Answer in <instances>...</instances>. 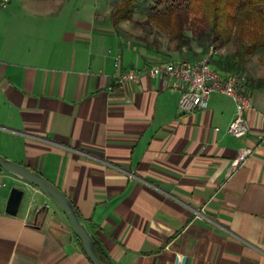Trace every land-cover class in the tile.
<instances>
[{"label": "crops", "instance_id": "crops-1", "mask_svg": "<svg viewBox=\"0 0 264 264\" xmlns=\"http://www.w3.org/2000/svg\"><path fill=\"white\" fill-rule=\"evenodd\" d=\"M1 3L0 153L64 191L109 264H264V87L252 82L264 79L253 69L264 43L242 67L252 106L237 138L229 95L182 112L163 76L118 82L171 59L124 32L128 19L116 25L115 5ZM13 187L26 191L16 215ZM0 264H92L65 212L5 170Z\"/></svg>", "mask_w": 264, "mask_h": 264}, {"label": "trees", "instance_id": "trees-1", "mask_svg": "<svg viewBox=\"0 0 264 264\" xmlns=\"http://www.w3.org/2000/svg\"><path fill=\"white\" fill-rule=\"evenodd\" d=\"M127 1L129 0L113 8L112 17L116 25L133 16L132 9L126 7ZM186 3V8L172 7L149 16L146 21H153L159 28L168 31L177 40V48L181 49L184 46L190 47L192 38L185 35L184 23L188 19L193 20L197 26L192 37L202 47L203 52L192 60L209 53L211 47L217 49L229 43L235 36L239 42L236 53L227 59H216L214 55L212 63L224 73H238L240 71L237 68H242L248 57L264 43V0H186ZM252 82L264 87V79H255ZM96 251L100 259L109 264L97 245Z\"/></svg>", "mask_w": 264, "mask_h": 264}, {"label": "built area", "instance_id": "built-area-1", "mask_svg": "<svg viewBox=\"0 0 264 264\" xmlns=\"http://www.w3.org/2000/svg\"><path fill=\"white\" fill-rule=\"evenodd\" d=\"M10 0H2L1 6L6 7ZM214 49L197 60L180 58L161 63H154L147 69L132 68L122 72L117 80L120 84L127 81L139 82L144 74L163 76L172 89L181 92L179 108L182 112L206 108L213 92L231 96L237 105V113L228 126V133L237 138L250 132V124L245 116L246 110L252 106V93L246 78L241 73H224L212 63ZM115 65H120V56H116ZM109 90L113 86H108ZM251 152L246 149L241 159Z\"/></svg>", "mask_w": 264, "mask_h": 264}, {"label": "rangeland", "instance_id": "rangeland-1", "mask_svg": "<svg viewBox=\"0 0 264 264\" xmlns=\"http://www.w3.org/2000/svg\"><path fill=\"white\" fill-rule=\"evenodd\" d=\"M125 1L126 0H98L100 6H117ZM129 1H127L128 6L126 5V7L128 9H132L133 16L128 19V21H125L121 24L123 31L126 32L128 35L133 36L142 41L145 40L148 43L153 44L163 54L168 55L171 60L180 58L194 59L202 54V47L197 43L196 39L192 37L194 33V28L195 26H197V24L193 20H187L185 16V21L187 20V22L184 23V33L186 36L192 38V41L190 42V47L184 46L181 49L177 48V40L174 39L168 31L162 30L153 21L150 23L146 21L149 16L165 12L166 10L172 7L186 8V0ZM200 27L201 25H199V28ZM238 48L239 42L235 36L229 43L223 46H219L217 49L211 47V49H214L216 59H227L229 57H232L236 53ZM255 55L257 56V58L253 59V69L258 70L261 67H264V49L260 48V51ZM248 61L249 59L247 60V62ZM244 68L247 69V66ZM237 70L240 71L238 73H243L241 67L237 68Z\"/></svg>", "mask_w": 264, "mask_h": 264}, {"label": "water", "instance_id": "water-1", "mask_svg": "<svg viewBox=\"0 0 264 264\" xmlns=\"http://www.w3.org/2000/svg\"><path fill=\"white\" fill-rule=\"evenodd\" d=\"M0 170H5L18 175L26 182L36 186L45 195L51 198L67 215L73 230L77 237L81 240L86 255L92 264H105L96 251L95 240L90 230L82 221L77 213L76 208L69 197L56 184L46 178L40 172L30 168L27 165L7 158L0 153ZM25 189L13 187L10 191L6 212L16 215L20 209ZM187 257L178 258L176 264H186Z\"/></svg>", "mask_w": 264, "mask_h": 264}]
</instances>
